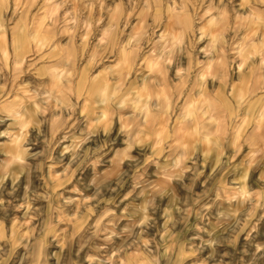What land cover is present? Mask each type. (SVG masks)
Masks as SVG:
<instances>
[{"label": "rangeland", "instance_id": "obj_1", "mask_svg": "<svg viewBox=\"0 0 264 264\" xmlns=\"http://www.w3.org/2000/svg\"><path fill=\"white\" fill-rule=\"evenodd\" d=\"M0 26V264H264L257 156L181 147L233 135L243 67L264 92V0H0Z\"/></svg>", "mask_w": 264, "mask_h": 264}, {"label": "crops", "instance_id": "obj_2", "mask_svg": "<svg viewBox=\"0 0 264 264\" xmlns=\"http://www.w3.org/2000/svg\"><path fill=\"white\" fill-rule=\"evenodd\" d=\"M1 27V26H0ZM17 59L15 58L13 47L8 44L7 34L0 30V66L4 68V64H12ZM250 60V59H249ZM246 61L245 64H248ZM241 78L243 83L242 95L249 97L247 103L244 105L241 112L242 119L232 125L233 135L227 139V142H223L217 133V131L210 130V136L203 135L200 132L198 126L190 123L186 124L182 129V141L181 147L187 158L196 157H209V156H227V155H244V161H252L257 156L258 166L264 167V134L262 133L261 127L264 126V92L263 87H255L254 82L249 77L253 75V68L251 66H245L241 70ZM236 80V79H235ZM107 81V82H106ZM103 79V84H108L111 88V94L108 93V98L114 95L115 86L111 84L110 80ZM12 78H5L3 72H0V98L6 92V89L12 87ZM229 87L226 84L220 82V85L215 91V96L221 99V93L223 96L229 99L231 104L227 103V100H223L224 111L227 117L235 115L238 107L234 108L235 99L229 96ZM223 91V92H222ZM111 95V96H110ZM242 97V96H241ZM252 127L257 135L251 134V130L246 133L244 128ZM243 129V130H242ZM261 129V130H260ZM242 133V134H241ZM146 137H143L146 140ZM222 152V153H221ZM240 161V159H238ZM245 163V162H244ZM263 170V169H262Z\"/></svg>", "mask_w": 264, "mask_h": 264}]
</instances>
